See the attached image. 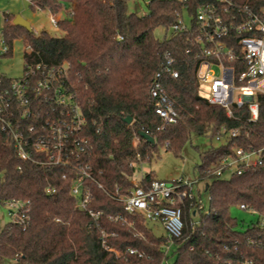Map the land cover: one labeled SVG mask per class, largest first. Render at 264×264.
<instances>
[{
	"label": "trees",
	"instance_id": "1",
	"mask_svg": "<svg viewBox=\"0 0 264 264\" xmlns=\"http://www.w3.org/2000/svg\"><path fill=\"white\" fill-rule=\"evenodd\" d=\"M127 1L27 0L32 11L52 16L64 13L55 24L62 35L51 37L46 31L35 35L12 26L13 17L5 16L0 36L7 52L1 55L9 54L12 41L18 38L27 49L24 64L68 68L67 84L87 121L83 136L93 148L81 162L101 173L97 179L106 188L117 184L122 193L132 189L135 166L149 163L159 148L180 156L193 139L208 140L193 168L208 197L207 212L201 213L199 201H186L182 237L165 253L164 236H155L141 216L124 214L121 204L92 186L90 208L103 214L94 222L76 207L70 194L78 175L59 165L19 160L0 131V207L12 199L30 202L27 227L0 224V264H168L169 258L171 264H238L242 259L264 264V247L254 248L246 241L253 237L264 242V227L254 221L240 230L231 215V209L239 205L264 215V151L262 165L240 176L224 179L213 174L236 149H264V96H256V121L249 120L246 107L232 108L228 118L224 109L208 105L199 97L195 76L200 60L196 33H171L162 40L154 37L156 29L166 33L176 23L175 14L184 4L152 0L146 4L147 13L138 16L128 11ZM229 1L246 4L264 16V0ZM211 2L187 0L185 7L193 15L198 5ZM170 70L177 71L178 78H171ZM155 79L177 113L175 124H163L154 113L150 92ZM126 117L130 124L124 122ZM233 130L237 135L228 136ZM138 131L154 143L139 137ZM218 136L222 141L211 145ZM152 180H156L152 172L144 174V182ZM47 189L54 192L47 194ZM115 215L124 216L126 222L107 220ZM102 232L106 237H101ZM127 249L142 257L127 254Z\"/></svg>",
	"mask_w": 264,
	"mask_h": 264
},
{
	"label": "built area",
	"instance_id": "2",
	"mask_svg": "<svg viewBox=\"0 0 264 264\" xmlns=\"http://www.w3.org/2000/svg\"><path fill=\"white\" fill-rule=\"evenodd\" d=\"M151 1L145 0V3ZM178 1L184 7L175 14L176 23L168 30L175 34L196 33L194 42L199 46L200 60L195 76L199 90L207 91V97L202 99L210 106L224 109L228 118L232 115V108L246 107L249 120L256 121L259 110L256 96H264V16L255 14L246 4L238 5L229 0H213L198 5L194 14L190 15L185 7L187 0ZM51 21L55 25L57 20L51 18ZM0 45V54L6 53L1 36ZM169 74L173 79L178 78L177 71L170 70ZM67 76L66 66L49 67L42 63H25L18 78L0 75V131L11 142L19 160L45 167L59 165L78 175L70 194L76 200V207L94 222L103 214L90 208L92 186L102 191L108 200L121 204L124 214L141 216L147 223L159 224L166 241L164 252H169L182 237V205L195 199L193 190L199 193L203 182L197 177L144 182V173L136 175L138 167H141L139 163L130 178L132 189L122 193L117 184L111 188L103 186L97 179L101 173L81 162L93 148L89 139L83 136L87 121L67 84ZM150 95L159 120L163 124H175L177 113L157 79ZM236 135L237 130L228 133L230 137ZM215 141L220 142L222 138L218 136ZM262 151L264 149L254 152L236 149L234 156L220 161L213 174L224 179L232 175L240 176L262 165ZM53 192L46 190L47 194ZM2 207L7 222L21 228L29 225L28 200H8ZM238 208L257 215V225L264 227V215L245 205ZM123 217L107 216V220L125 223ZM101 237L106 235L102 232ZM246 241L254 248L264 247V242L253 237H247ZM102 246L106 249L104 242ZM107 250L118 255L112 249ZM126 253L142 257L136 250L127 249ZM238 264L256 263L242 259Z\"/></svg>",
	"mask_w": 264,
	"mask_h": 264
},
{
	"label": "rangeland",
	"instance_id": "3",
	"mask_svg": "<svg viewBox=\"0 0 264 264\" xmlns=\"http://www.w3.org/2000/svg\"><path fill=\"white\" fill-rule=\"evenodd\" d=\"M127 7L129 12L138 16L147 13L145 0H128ZM6 14L11 18L13 17V19L16 16L23 18L29 23L31 31L35 35L45 31L51 37H60L62 35V32L52 23L51 18H55V20L63 19L65 17L64 13L52 16L45 11H32L27 0H0V32ZM164 35L169 37L171 31L168 30L165 33L163 28H158L154 31V37L157 40H162ZM11 44L9 54H0V75L14 79L22 74L24 68L23 54L27 49L22 39H14ZM215 73L219 74L217 71ZM199 97L206 98L207 91L200 89ZM217 144L218 142L213 140L211 145L215 146ZM208 146L209 143L206 139H193L191 145L183 148L180 156H175L172 152L159 148L158 153L153 154V158L149 163H142L141 167H138L136 175L152 172L154 178L160 181H172L179 178L191 179L196 174L193 168L199 163V153L207 149ZM194 147H197V149ZM193 196L201 204V213H206L209 203L206 193L201 190L199 193L193 190ZM231 215L237 219L240 230H243L246 225L256 221L258 218L257 215L240 210L238 207L231 209ZM7 221L5 209L0 207V224H4ZM148 225L155 236H164L163 229L159 224L149 223ZM172 260L169 258L167 263L171 264Z\"/></svg>",
	"mask_w": 264,
	"mask_h": 264
},
{
	"label": "water",
	"instance_id": "4",
	"mask_svg": "<svg viewBox=\"0 0 264 264\" xmlns=\"http://www.w3.org/2000/svg\"><path fill=\"white\" fill-rule=\"evenodd\" d=\"M16 26V27H20L23 28L24 30L31 32V28L30 25L27 21H25L23 18H21L20 16H16L14 17V19L12 20V26ZM124 122L126 124H130L131 123V119L129 117H126L124 119ZM138 136L141 138H144V140H146L149 144H153L154 140L149 137L148 135L144 134L143 132L138 131L137 132Z\"/></svg>",
	"mask_w": 264,
	"mask_h": 264
},
{
	"label": "crops",
	"instance_id": "5",
	"mask_svg": "<svg viewBox=\"0 0 264 264\" xmlns=\"http://www.w3.org/2000/svg\"><path fill=\"white\" fill-rule=\"evenodd\" d=\"M144 174H146V172Z\"/></svg>",
	"mask_w": 264,
	"mask_h": 264
}]
</instances>
